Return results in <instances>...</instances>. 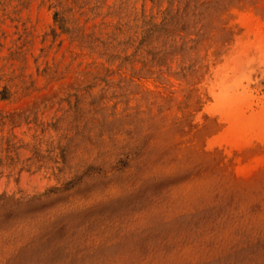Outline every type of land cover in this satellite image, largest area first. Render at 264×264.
I'll return each instance as SVG.
<instances>
[{
    "label": "rangeland",
    "instance_id": "rangeland-1",
    "mask_svg": "<svg viewBox=\"0 0 264 264\" xmlns=\"http://www.w3.org/2000/svg\"><path fill=\"white\" fill-rule=\"evenodd\" d=\"M0 264H264V0H0Z\"/></svg>",
    "mask_w": 264,
    "mask_h": 264
}]
</instances>
